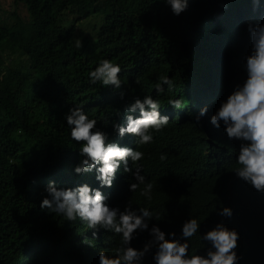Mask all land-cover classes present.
Masks as SVG:
<instances>
[{
	"label": "trees",
	"instance_id": "16d2710c",
	"mask_svg": "<svg viewBox=\"0 0 264 264\" xmlns=\"http://www.w3.org/2000/svg\"><path fill=\"white\" fill-rule=\"evenodd\" d=\"M241 1L207 0L215 9L227 4L229 10ZM261 2L260 7H253L250 21L264 15V0ZM11 3L16 19L13 29L0 25V264H27L29 249L40 251L37 259L43 261V257L53 255L58 263L96 264L91 254L81 250V223L42 210L41 193L32 198L33 185L47 168L68 164L67 178L73 175L78 145H70L67 140L64 113L74 102L101 99L97 95L105 87L90 85L86 78L100 58L145 67L153 64L157 74L172 78L181 92L175 97L184 96L183 103L195 104L196 109L193 97L198 93L199 65L194 55L200 52L196 45L209 42L204 36L212 30L204 29L211 26L208 21L188 18L189 8L179 16L173 15L162 0ZM249 6H253L252 0ZM23 8L28 11L27 18L18 13ZM246 25L230 36H225L224 29L223 37L214 34V45L209 42L213 50L210 56L218 63L220 58V80L207 99V126L191 132L196 146L184 152L176 133L163 130L154 133L152 143L140 146L145 153L144 175L154 182L151 204L138 192L128 191L129 174L119 171L105 194L112 205L122 206L131 198L134 204L154 209L161 221L153 223H159L165 231L179 233L190 212L200 218L201 232L224 220L240 233L239 264H264V195L230 172L239 142L229 140L222 128L215 129L209 123L219 100L243 76L242 57L249 49ZM17 31H24L27 39L18 37ZM200 36L203 39L199 42ZM72 37L82 38L81 49L69 41ZM135 81L127 86L135 85ZM105 109L88 112L97 117L99 126L108 129L119 118V111L114 108L107 115ZM65 152L70 154L63 155ZM162 152L167 154L164 161L159 159ZM57 185L62 186L61 180ZM220 204L233 209L231 218L217 215L214 210ZM146 237L147 233L141 234L133 241L134 246H142ZM118 239L102 231L96 247L114 246ZM192 246L197 247L195 238ZM145 264H152L150 254Z\"/></svg>",
	"mask_w": 264,
	"mask_h": 264
},
{
	"label": "clouds",
	"instance_id": "9594fccd",
	"mask_svg": "<svg viewBox=\"0 0 264 264\" xmlns=\"http://www.w3.org/2000/svg\"><path fill=\"white\" fill-rule=\"evenodd\" d=\"M162 2L175 16L189 8L188 18L195 22L208 21L211 27L204 30L212 31L204 39L213 45L217 38L214 34L223 37L225 29V36L234 35L247 24L249 49L242 57L243 76L219 100L209 123L215 129L222 128L229 140L239 142L230 172L264 195V15L250 21L253 7H260L261 0H252L253 6H249L250 0H242L230 10L226 9L227 4L215 9L207 0ZM202 39L200 36L199 42ZM69 41L74 42L76 49L83 47L81 37H72ZM209 42L196 45L200 52L194 55L196 64L203 70L196 74L199 81L198 93L193 97L196 109L195 104L183 103L184 96L175 97L181 92L176 90L172 78L162 72L157 74L153 64L145 67L100 58L95 67L87 71L86 78L90 85L105 87L97 95L101 99L74 102L64 113L65 125H62L66 128L67 140L70 145H78L73 175L67 178L68 164L47 168L33 185L32 198L41 193L42 210L65 221L81 223L84 233L80 235V247L93 256L94 263L145 264L150 254L152 264H239L240 233L224 220L201 232L200 218L190 212L181 223L179 233L165 231L159 223H153L161 221L154 209L134 204L131 198L122 206L112 205L109 195L105 194L119 171L129 174L128 191L138 192L148 205L151 204L154 182L144 175L145 153L140 146L152 143L154 133L175 132L184 152L196 146L191 132L207 126V99L213 96L220 80V58L218 63L217 58L210 56L213 50ZM134 79L135 85L127 86ZM104 106L107 115L114 108L120 112L108 129L99 126L97 117L88 112ZM159 159L166 160L167 154L162 152ZM60 180L62 186L57 185ZM214 211L220 217L233 215V209L223 204L218 209L216 206ZM102 231L119 237L114 246L96 247ZM143 233H147V237L142 246H134L133 241ZM193 238L197 247L192 246ZM40 253L29 249L25 255L27 264H69L56 262L53 255L43 257L44 261L37 259Z\"/></svg>",
	"mask_w": 264,
	"mask_h": 264
},
{
	"label": "rangeland",
	"instance_id": "374dc122",
	"mask_svg": "<svg viewBox=\"0 0 264 264\" xmlns=\"http://www.w3.org/2000/svg\"><path fill=\"white\" fill-rule=\"evenodd\" d=\"M11 4H12L11 0H0V25L2 27L8 26L9 29H11L14 23L16 22L13 10H11ZM18 13L20 14V16H23L24 18L28 17V11L25 8L18 9ZM16 35L18 37H23L21 39H27V35L25 34L24 31L22 32L17 31Z\"/></svg>",
	"mask_w": 264,
	"mask_h": 264
}]
</instances>
